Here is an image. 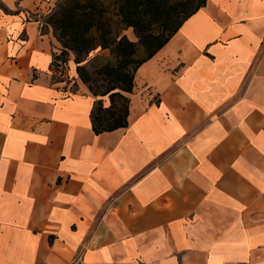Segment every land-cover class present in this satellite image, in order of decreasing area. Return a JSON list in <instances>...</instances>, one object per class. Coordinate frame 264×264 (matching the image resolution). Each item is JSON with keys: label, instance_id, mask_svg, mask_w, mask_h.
<instances>
[{"label": "crops", "instance_id": "obj_1", "mask_svg": "<svg viewBox=\"0 0 264 264\" xmlns=\"http://www.w3.org/2000/svg\"><path fill=\"white\" fill-rule=\"evenodd\" d=\"M48 1L0 0V264H264V0H207L98 135Z\"/></svg>", "mask_w": 264, "mask_h": 264}, {"label": "trees", "instance_id": "obj_2", "mask_svg": "<svg viewBox=\"0 0 264 264\" xmlns=\"http://www.w3.org/2000/svg\"><path fill=\"white\" fill-rule=\"evenodd\" d=\"M111 1L62 0L46 22L61 46L58 59L74 56L78 79L96 99L90 114L96 135L127 126L137 69L207 0ZM129 28L137 42L123 35ZM106 50L108 56L97 53Z\"/></svg>", "mask_w": 264, "mask_h": 264}, {"label": "rangeland", "instance_id": "obj_3", "mask_svg": "<svg viewBox=\"0 0 264 264\" xmlns=\"http://www.w3.org/2000/svg\"><path fill=\"white\" fill-rule=\"evenodd\" d=\"M48 2H49V5L46 6V9H45V11H46V12H45V15H46V16L43 18L45 23L49 21V18H50L51 15L57 10L58 5L62 3V0H54V1L49 0ZM107 2L112 3L111 0H107ZM48 25H49V24H48ZM49 26H50V25H49ZM50 27H51V26H50ZM123 35H126V37H127L130 41L137 42V39H136V37L134 36L133 31H132L131 28L126 29V30L123 32ZM60 49H61V46H60ZM60 52H61V50H60ZM95 53H96V52L92 53L91 56H93ZM97 53L100 54V55L108 56V53H109V52L106 50V51H100V52L98 51ZM69 58L74 59V56H73L71 53H69V54H68V60H69ZM62 64H63L62 68L58 70V72L61 74V76H60L61 78H60V77H59V78L61 79V81H64V82H66V83H68V84H72V85L70 86V90H71V91H76V90H78V87H79V86H77L75 83H72L71 78L67 77V66H68V61H67V63H62ZM75 67H76V66H75ZM62 77H63V79H62ZM65 77H66V79H65ZM60 79H59V80H60ZM104 99H105V98H104ZM107 104H108V102H107ZM107 104H105V105H107Z\"/></svg>", "mask_w": 264, "mask_h": 264}, {"label": "built area", "instance_id": "obj_4", "mask_svg": "<svg viewBox=\"0 0 264 264\" xmlns=\"http://www.w3.org/2000/svg\"><path fill=\"white\" fill-rule=\"evenodd\" d=\"M59 55H60V52L59 53H56V52L54 53L53 62H52V65L50 67V71L53 72V73L57 72L63 66L62 62L58 59Z\"/></svg>", "mask_w": 264, "mask_h": 264}]
</instances>
